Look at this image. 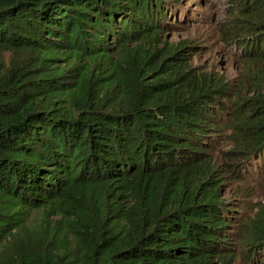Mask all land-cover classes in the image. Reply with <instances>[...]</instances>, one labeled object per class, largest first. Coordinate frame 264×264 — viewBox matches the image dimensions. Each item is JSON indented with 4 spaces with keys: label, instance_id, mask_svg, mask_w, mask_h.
Listing matches in <instances>:
<instances>
[{
    "label": "trees",
    "instance_id": "trees-1",
    "mask_svg": "<svg viewBox=\"0 0 264 264\" xmlns=\"http://www.w3.org/2000/svg\"><path fill=\"white\" fill-rule=\"evenodd\" d=\"M229 1L237 89L168 41L183 0H0V264H264L223 197L264 169V0Z\"/></svg>",
    "mask_w": 264,
    "mask_h": 264
},
{
    "label": "rangeland",
    "instance_id": "rangeland-1",
    "mask_svg": "<svg viewBox=\"0 0 264 264\" xmlns=\"http://www.w3.org/2000/svg\"><path fill=\"white\" fill-rule=\"evenodd\" d=\"M190 19L184 18L179 22L177 30L168 37L169 42H185L194 46L187 53L190 54V63L198 71L211 74L216 78H225L231 82L233 88L237 89L244 76L247 74V66L236 56V49L223 41L222 35L230 34L231 24L227 19L229 0H183ZM68 62L76 67H84L86 63L74 59L71 56H63L59 59V65ZM251 70V69H250ZM251 72V71H250ZM218 157L222 150L230 151L229 142H223L218 147ZM231 156H233L231 154ZM247 164L243 172L240 167L230 168L229 183H226L224 198L228 202L236 200L230 207L236 208L239 204L243 206L238 225L252 216L255 208L264 201V169L261 166L254 167L253 160ZM39 218L40 214H34ZM238 231V230H237ZM235 264H259L245 260L237 256ZM251 259V258H250ZM264 260V259H261Z\"/></svg>",
    "mask_w": 264,
    "mask_h": 264
}]
</instances>
